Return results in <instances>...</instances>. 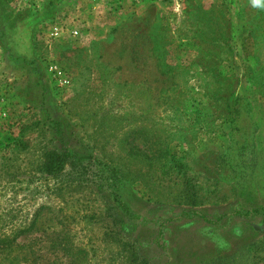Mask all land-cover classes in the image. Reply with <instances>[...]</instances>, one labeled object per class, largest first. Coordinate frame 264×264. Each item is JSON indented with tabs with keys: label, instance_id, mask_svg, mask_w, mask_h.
<instances>
[{
	"label": "rangeland",
	"instance_id": "1",
	"mask_svg": "<svg viewBox=\"0 0 264 264\" xmlns=\"http://www.w3.org/2000/svg\"><path fill=\"white\" fill-rule=\"evenodd\" d=\"M54 1L0 0V231L37 217L36 264L71 262L64 233L78 264H264L262 0Z\"/></svg>",
	"mask_w": 264,
	"mask_h": 264
},
{
	"label": "trees",
	"instance_id": "2",
	"mask_svg": "<svg viewBox=\"0 0 264 264\" xmlns=\"http://www.w3.org/2000/svg\"><path fill=\"white\" fill-rule=\"evenodd\" d=\"M54 0H49L48 3L45 4V2L42 4L41 7L37 8V6H30L28 7V12L30 13V16H34L41 12L42 8L49 5L53 8ZM261 6L264 7V0L261 1ZM261 7V8H262ZM37 8V9H36ZM259 10V13L257 17H254V19L250 22H247V28L249 36L257 37V38H264V8ZM259 19V20H258ZM259 22H256V21ZM257 34V35H256ZM16 59L15 61H17ZM261 71V72H260ZM259 71V74L256 76L257 85L260 87L259 93H264V65L261 66ZM261 74V75H260ZM239 95L232 92L229 94L226 98L227 101V107H228V113L236 115L238 113V109L236 106L237 102L233 101V98L239 99ZM241 98V97H240ZM231 123L234 121V118L229 120ZM234 125V124H233ZM151 145H154L153 143ZM152 148V147H151ZM164 150H160L158 153H156V150L153 149V153L151 156H148L146 154H143L145 158L150 157L152 160L157 161V163L161 164L162 167H166L167 164L168 167L179 169L178 167L184 166L182 163L180 164V160L176 158L175 155H168V149L167 147H164ZM133 150H130L129 152H132ZM63 155L53 152L50 156L46 157L45 162L43 163V166H45L44 171L46 172H52V165L56 162H62L63 163ZM59 168V166H58ZM120 176L127 179L128 173L124 171H119ZM186 189L188 190V184L186 183ZM196 202H193L194 204ZM40 222V221H39ZM38 223V218L34 217L31 223L27 227L23 228H17L10 230L9 233H5L0 231V264H36L37 259H40L41 255L36 252L37 250H34V248L29 244L25 242H21L18 240V238L27 232H30L36 224ZM258 230H264V226L256 227ZM70 237L67 233H64L63 235H60L56 238V244L57 247L60 249V251L67 255L70 259L69 264H78L81 263L83 259H85L87 252L85 249L81 247L73 246V244L70 242ZM47 264V263H46Z\"/></svg>",
	"mask_w": 264,
	"mask_h": 264
},
{
	"label": "built area",
	"instance_id": "3",
	"mask_svg": "<svg viewBox=\"0 0 264 264\" xmlns=\"http://www.w3.org/2000/svg\"><path fill=\"white\" fill-rule=\"evenodd\" d=\"M23 1L24 4H26L27 2L30 3V5L32 6H37L38 4V0H19ZM17 3V2H16ZM21 3V2H20ZM14 8H16L18 10L19 6L16 4V6H14ZM65 26L64 24L58 20L56 22H54L49 28H48V36L50 39L56 40L60 37L63 36V33H65ZM72 36H78L80 34L78 29H72L70 31ZM49 71L51 72V74L53 75L54 79L56 80V84L58 87H63V88H67L70 85V79L69 77L65 74V72L58 67L56 64H50L48 66Z\"/></svg>",
	"mask_w": 264,
	"mask_h": 264
},
{
	"label": "crops",
	"instance_id": "4",
	"mask_svg": "<svg viewBox=\"0 0 264 264\" xmlns=\"http://www.w3.org/2000/svg\"><path fill=\"white\" fill-rule=\"evenodd\" d=\"M43 2H46V0H42V2L41 3H43ZM0 73H2V71H3V56H5V55H8V52H6L3 48H2V46H0ZM14 73H17V71L16 70H13V74ZM27 75V74H26ZM7 76V75H6ZM25 78H26V76L24 77V80H25ZM7 80H10L11 81V77L10 76H7V78H6ZM23 82V79L19 82V83H22Z\"/></svg>",
	"mask_w": 264,
	"mask_h": 264
}]
</instances>
